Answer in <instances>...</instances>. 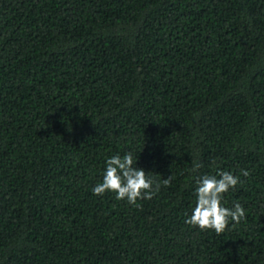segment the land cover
Masks as SVG:
<instances>
[{
    "label": "trees",
    "instance_id": "1",
    "mask_svg": "<svg viewBox=\"0 0 264 264\" xmlns=\"http://www.w3.org/2000/svg\"><path fill=\"white\" fill-rule=\"evenodd\" d=\"M129 151L160 190L94 195ZM0 264H264V0H0Z\"/></svg>",
    "mask_w": 264,
    "mask_h": 264
},
{
    "label": "clouds",
    "instance_id": "2",
    "mask_svg": "<svg viewBox=\"0 0 264 264\" xmlns=\"http://www.w3.org/2000/svg\"><path fill=\"white\" fill-rule=\"evenodd\" d=\"M138 158L132 152L119 153L109 157L102 182L97 183L92 191L94 195H103L105 192L115 193L117 200H126L129 204L136 205L140 199H152L160 190L161 182L143 168L137 167ZM202 165L193 163V171ZM240 175L248 177L250 172L241 169ZM240 175L232 172L218 170L215 175L205 174L196 181L197 202L187 224L198 226L201 230L212 229L216 235L224 233L232 221L235 224L246 218L245 209L240 203H235L232 208L224 206V194L230 188L242 184ZM171 175L164 178L163 185L171 182Z\"/></svg>",
    "mask_w": 264,
    "mask_h": 264
}]
</instances>
